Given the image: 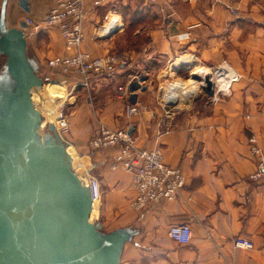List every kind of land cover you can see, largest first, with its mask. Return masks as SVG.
<instances>
[{"label":"crops","instance_id":"obj_1","mask_svg":"<svg viewBox=\"0 0 264 264\" xmlns=\"http://www.w3.org/2000/svg\"><path fill=\"white\" fill-rule=\"evenodd\" d=\"M52 1L28 0L29 10H25L19 0H0L6 34L9 29L16 31L18 25L22 26L26 16L23 12L37 22L44 18ZM140 2L150 4L161 21L148 28L146 44L126 53L129 62L119 67L124 73L118 75L123 82L113 84L106 109L111 112L109 116H125L126 122L112 126L132 128L137 145H160L166 161L182 167L186 184L177 199L137 209L132 205L136 190L131 174L122 166L112 167L119 150L106 147L89 154L90 172L100 179L102 186L94 213L100 217L102 227L127 230L119 264H264V179L254 181L249 177L257 168L250 137L255 135L264 150V2ZM129 3L134 5L135 1L85 0L87 36L82 48L94 55L113 52L114 38L121 31L105 37L95 36V31L106 14ZM22 28L27 30L23 46L36 73L42 79L44 73H60L49 67L48 58L72 54L76 48L67 45L57 27H48L41 33L30 30L28 25ZM162 56L172 64L190 56L193 61L181 64H193L192 68L228 63L237 72V78L229 93L219 92L215 100L209 99L207 103L197 99L192 108L167 114L154 88L161 73L153 75V71ZM135 73L143 75L144 80L139 83L147 89L136 90L135 104L140 112L128 115L124 107L130 100L119 95L118 87L133 79ZM115 74L101 82L109 84ZM95 80L101 84L100 78ZM84 110V105L76 108L73 117L78 121L73 118L72 133L65 139L77 155L81 154L82 162L87 160L82 154L86 153L93 132ZM180 222H188L192 227L188 244L170 236V226ZM239 234L252 238L256 246L235 247L233 238Z\"/></svg>","mask_w":264,"mask_h":264},{"label":"water","instance_id":"obj_2","mask_svg":"<svg viewBox=\"0 0 264 264\" xmlns=\"http://www.w3.org/2000/svg\"><path fill=\"white\" fill-rule=\"evenodd\" d=\"M19 4L29 10L28 0ZM21 24L26 27V20ZM6 26L3 11L0 53L20 89L5 109L0 104V264H119L127 230L100 233L90 187L79 177L83 172L74 166L69 143L54 123L49 124L53 139L47 145L40 141L43 120L34 97L43 79L23 38L6 47L7 40L13 41ZM206 81L212 94L210 75ZM128 87L132 103L136 90L147 89L137 79Z\"/></svg>","mask_w":264,"mask_h":264},{"label":"built area","instance_id":"obj_3","mask_svg":"<svg viewBox=\"0 0 264 264\" xmlns=\"http://www.w3.org/2000/svg\"><path fill=\"white\" fill-rule=\"evenodd\" d=\"M218 3H224V0H216ZM233 11L235 7L227 4ZM111 13L105 15L103 22L95 31V36L105 37L120 29L119 19L111 17ZM86 11L85 0H53L44 18L40 22L35 21L32 17L27 16L28 26L38 23L46 27H57L66 40L67 45L75 47L76 52L70 55H54L49 58L48 65L51 69L57 70L63 74L73 77L76 84L92 86L94 80L103 75L111 76L115 74L119 67H123L129 62L126 54L108 52L102 55H94L90 51L82 48L86 39ZM101 28L107 35L101 33ZM134 75V76H133ZM132 78L138 81L144 80L140 73L133 74ZM237 75L235 76V79ZM129 79L118 87L119 95L128 99L131 91L128 84ZM233 79L232 82L235 80ZM230 84V86H231ZM220 93H229L220 91ZM216 99V95H212ZM164 106L166 113L170 114L176 108V102L172 98L165 99ZM175 111V110H174ZM126 112L128 115L138 114L140 107L128 102ZM61 130H68L69 121L61 113L60 123ZM170 125H166V130ZM127 127H111L103 122L89 140L91 152L104 149L106 147H116L119 150L118 159L113 161L112 167L122 166L131 174L132 183L135 187L136 194L132 200V205L137 209H148L155 203L165 200L177 199L181 189L186 184V177L180 165H172L165 159L164 150L160 145L153 147H144L137 145L132 133ZM250 150L255 158L257 168L249 177L254 181L264 179V150L259 144L255 135L250 137ZM86 185L90 187L93 204H97L102 195L101 181L98 177L91 174L88 168L87 173L81 174ZM170 236L177 242L188 244L192 238V227L188 222L174 223L169 229ZM235 247L252 249L256 246L255 241L244 235H236L233 238ZM262 245H264V232L262 234Z\"/></svg>","mask_w":264,"mask_h":264},{"label":"rangeland","instance_id":"obj_4","mask_svg":"<svg viewBox=\"0 0 264 264\" xmlns=\"http://www.w3.org/2000/svg\"><path fill=\"white\" fill-rule=\"evenodd\" d=\"M135 4H128L131 6L129 10L123 9L122 7L117 6L118 11H113L111 17H115L119 19V23H121V28L119 29L121 32L114 38V50L113 52L119 53V54H126L133 50L139 49L141 45L146 44L148 42V28L152 27L156 24H158L161 21V17L158 16L156 11H153L150 4H143L140 2V0H134ZM264 2V0H261ZM137 9L139 14L137 16L132 15V11ZM26 14L24 19L27 17V12H23ZM41 20H38L40 22ZM105 22V18H102L101 22L99 23L98 27ZM2 26H3V11H0V39H1V33H2ZM97 27V28H98ZM17 30L15 32L10 31V36L13 38V41H8L6 42V47L14 45L16 43H22L21 38L26 39L27 37V30L23 29L21 25H18ZM45 29H48L46 25L44 24H36L31 26L30 25V30L33 31H39V33L45 31ZM117 30V31H119ZM105 35V34H103ZM107 35V33H106ZM9 36V34H8ZM20 39V41H15L16 39ZM128 54H126L128 56ZM129 57V56H128ZM161 62L159 61V65H156L153 71V75L155 74H160L161 76L159 79H156L154 88L157 90L158 94V100L162 101L164 103V95H163V90L165 84L169 82V80H173L176 77H182V78H188L191 73V69H193L191 66L193 65H187V64H178L179 66H174L170 59H166L163 56L160 57ZM49 60V58H48ZM48 63V61H47ZM144 66V65H143ZM198 66V65H196ZM178 67V68H177ZM211 69H215L216 66L214 67L209 65ZM153 67H151L152 69ZM175 68V69H174ZM121 71V72H118ZM116 71L115 75L113 77V81L109 82V84H105L103 79L106 77H109L107 75H103L100 77L101 84L99 85L97 82L98 80H94V84L92 86L88 87L85 85H79L76 84V81L74 80L73 77L69 76L68 74H63V73H53V74H43V84L44 82H51L52 86L54 89L57 88H63L66 91V96L64 99H61L58 108H59V113L57 116H55L54 123L57 125L58 129L61 131V126L59 125L60 123V117L61 113H63L64 116L68 118L69 121V126L68 130L62 133V138L65 140L66 137H68L69 134L72 133L73 129V124L74 122L78 121L75 120L76 114H73L76 110V108L82 107V105L85 106L84 113L86 115H89L91 127H92V134L90 137H92L93 134H95L99 128V125L101 122L111 126L112 124H117L122 125V122L125 121V116L121 117L119 114H112L111 112H108L106 109V104L111 98V94L113 91V84L118 85L123 82V80L119 79L118 80V75L120 73H124L121 68ZM134 71V70H133ZM38 90V94L41 92V88ZM20 89V85L13 79V77L10 75L8 69H7V64H6V55L0 53V104L2 107L5 109L6 103L8 99L14 95L18 90ZM213 94H210L206 90H201L199 93H197L195 96L192 97H184L182 100L176 102V108L173 110H185L186 108H192L195 101L197 99H200L204 101V103H207L209 99H212L213 96H210ZM199 103V102H197ZM127 104V103H125ZM125 110L127 108V105L124 107ZM126 113L124 112V115ZM74 118V122H73ZM125 119V120H124ZM126 122V121H125ZM49 123H44V126L42 130L39 133V138L40 141L47 145L50 140L53 139L54 134L53 131L49 128ZM62 132V131H61ZM68 134V135H67ZM90 140V139H89ZM70 149L72 150V160L75 163V166H78V170L84 169L86 167L90 168L91 163H90V157L89 154H91V148L89 145V141L87 142V149L86 153L82 154L85 162H82V159H80L81 154L79 155L76 154V152L72 149V147L69 145ZM101 150V149H99ZM96 215V216H95ZM94 218H96L99 223L98 224V229L101 234H105L108 232H111V228H106L100 226V217L97 216V213H94ZM120 228V227H118Z\"/></svg>","mask_w":264,"mask_h":264},{"label":"bare ground","instance_id":"obj_5","mask_svg":"<svg viewBox=\"0 0 264 264\" xmlns=\"http://www.w3.org/2000/svg\"><path fill=\"white\" fill-rule=\"evenodd\" d=\"M26 25H28L27 22ZM101 33L106 35V32H104V28H101ZM187 61H193V59L190 56L189 57L184 56L181 57L179 60H177V62H175L174 65L179 66L178 64ZM206 75H210V78L212 79L213 82L212 94L217 96L220 91H225V92L230 91L231 81L235 79L237 72L228 63H224V64L222 63L219 66H217L215 69H211L209 66L206 65L194 66V68L191 69V73L188 78L176 77L171 81L169 80V82L165 84L163 90L164 99L167 100L168 98H172L175 102H178L182 100L184 97H192L195 96L197 93H199L201 90H206L208 85L206 81ZM65 96H66V91L63 88L54 89L51 82H47V81L44 82L40 94H38L37 92V94L34 97V103L36 104V106L38 107V109L42 114L43 126L44 123L47 122L54 123L53 119L59 113L58 105L61 99H64ZM58 131L62 136L63 131L61 130L62 131L61 132L59 129ZM70 152L72 155L71 149ZM75 167L78 170L79 165ZM87 170L88 167L84 169H80L78 171L79 173L80 172L87 173ZM79 177L82 179L81 175H79ZM82 180L84 181V179Z\"/></svg>","mask_w":264,"mask_h":264},{"label":"trees","instance_id":"obj_6","mask_svg":"<svg viewBox=\"0 0 264 264\" xmlns=\"http://www.w3.org/2000/svg\"><path fill=\"white\" fill-rule=\"evenodd\" d=\"M120 7H122L123 9L129 10L131 8L130 5L126 4V5H121ZM133 16H137L139 14V12L137 11V9L133 10L132 12Z\"/></svg>","mask_w":264,"mask_h":264}]
</instances>
